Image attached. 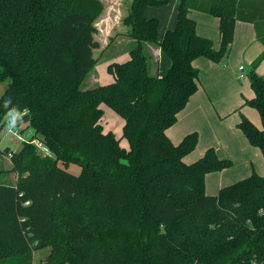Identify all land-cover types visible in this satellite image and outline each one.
Returning a JSON list of instances; mask_svg holds the SVG:
<instances>
[{
  "label": "trees",
  "instance_id": "1",
  "mask_svg": "<svg viewBox=\"0 0 264 264\" xmlns=\"http://www.w3.org/2000/svg\"><path fill=\"white\" fill-rule=\"evenodd\" d=\"M237 1L180 0L175 26L158 41V19L144 11L168 0H130L119 18L135 40L129 59L107 65L112 82L83 89L97 62L103 2L0 0V81L9 80L0 121L25 112L33 130L9 151L15 183H0V264H33L42 248L49 250L38 264H264V175L253 171L209 195L205 174L232 161L210 147L185 163L197 132L178 144L165 133L198 88L192 60L227 54ZM192 7L218 17L219 49L196 34ZM146 42L170 59L164 73H150ZM263 56L247 72L254 96L245 100L261 128L245 116L238 127L264 157V76L255 71ZM102 103L123 119L128 148L103 130Z\"/></svg>",
  "mask_w": 264,
  "mask_h": 264
},
{
  "label": "crops",
  "instance_id": "2",
  "mask_svg": "<svg viewBox=\"0 0 264 264\" xmlns=\"http://www.w3.org/2000/svg\"><path fill=\"white\" fill-rule=\"evenodd\" d=\"M101 1L108 3L104 6L103 13L98 20L100 30L106 28V32L102 34V39L98 38L102 52L94 67L85 76V78L91 77L90 84H87L85 89L112 82L114 76L107 71V65L110 62H124L129 59V48L135 42L128 35L119 33L114 37L112 44L116 49L112 50L106 43L101 44L107 41L115 28L124 30L119 20L122 1ZM199 1L204 5L209 0ZM179 3L180 0H168L163 5L146 6L145 16L158 19V41L166 30L175 26ZM188 17L195 21L196 34L210 39L212 47L219 49L221 39L218 17L193 7L189 8ZM145 44L151 61L150 73L154 75L164 73L170 65V59L161 51L157 43L146 42ZM263 52L264 0H238L234 36L227 54L220 61H213L205 56H198L192 60V65L198 70V88L177 113L176 121L165 130L173 144H178L187 133L197 132L198 140L195 147L182 158L185 163L194 162L210 147L215 150L218 157L232 161L230 167L205 174V192L209 195H215L221 187L242 179L253 171L264 175V165L259 162V168L256 167V162L260 160L257 147L248 142L238 127L241 116H245L256 127L261 128L257 110L254 111L252 106L245 103V100L254 96L247 72ZM239 65H243L242 71L239 70ZM255 71L264 76V56L257 62ZM240 72H243L247 78L246 86L243 83L245 77H238ZM80 86L82 88V83ZM113 112L112 109H108L110 117L119 121L121 128L114 129L112 122L108 121L102 127L105 132L114 130L120 135L124 121ZM3 158L7 157L0 153V181H2L0 183L14 184L16 173L10 171L11 161L9 158L6 159L8 160L6 166ZM4 176L8 177L10 183L4 182Z\"/></svg>",
  "mask_w": 264,
  "mask_h": 264
},
{
  "label": "rangeland",
  "instance_id": "3",
  "mask_svg": "<svg viewBox=\"0 0 264 264\" xmlns=\"http://www.w3.org/2000/svg\"><path fill=\"white\" fill-rule=\"evenodd\" d=\"M121 1H122V3H121V9H122L121 15H124L128 0H121ZM103 4H104V6L108 5V3L106 1ZM120 18H122V16ZM105 30H106V28L105 29L102 28L101 31H98V33L96 34V37L102 39V34L106 32ZM121 30L119 28H115L112 31V33L110 34L109 38H107V41H105L101 44L104 45V43H106L107 46H110L112 48V50L116 49L115 46H112L113 39L116 36V34H119V33L124 34V30H122V31ZM107 46H105V48H107ZM100 47L94 51V56L97 57V59L100 57L101 52H102ZM105 58H107V57H105ZM245 78H246V76H245ZM245 78H244L243 83L246 86L247 85V82H246L247 78L246 79ZM8 81H9L8 79H6L5 81H0V95L2 94V92H3L4 88L6 87ZM90 81H91L90 76L85 78V80L82 82V88H84L87 84H90ZM100 107L103 110V115H102V118L100 120L101 125L103 126L105 124V122L108 121L109 123L112 122V126L114 129H117L118 127L121 128V124L119 123V121L113 120L110 117V114L108 113V109L110 110L111 108H109L107 105H105L103 103L100 104ZM253 109H254V111H256L255 108H253ZM113 113L117 116V114L115 112H113ZM24 114H25V112L13 111V112L6 114L5 117L2 119V121H0V149H1L0 153L4 154L7 157V158H3V161L5 163L4 165H6V166H7V162H8V160H6V159H8L10 157L9 151H17L19 149V147L21 146V142L23 140H28L32 136L33 130L27 126V122H23L21 120V116H23ZM117 117H119V116H117ZM15 130L20 135L19 137L12 133V131H15ZM112 132L114 133L115 137L116 136H118L117 138L121 137V134L118 135V133H116V131L112 130ZM33 141H36V140H33ZM120 145L122 147H124V145H126V148H128V145H127L125 138H120ZM46 149L49 151L48 148H46ZM256 149H257L258 156H259L260 160L258 159V161L256 162L257 164L256 163H254V164H256V167L259 168V162L262 163V165H264V158L261 154L260 149L258 147ZM38 151L42 154L53 156L50 151H49V154H47L48 152L46 153L44 151V149L38 148ZM9 160H10V158H9ZM58 164L61 167L66 166L61 161H58ZM254 164H253V166H254ZM65 168L67 171H69L70 173H72L74 175L79 174V172L81 170L80 165H78L76 163H69L67 165V167H65ZM3 180L6 183H10V180L8 179L7 176H4ZM0 182H2V181H0ZM48 250H49V248H42V249L33 251L32 252V263L38 264L40 261H42L45 258V256L47 255Z\"/></svg>",
  "mask_w": 264,
  "mask_h": 264
},
{
  "label": "built area",
  "instance_id": "4",
  "mask_svg": "<svg viewBox=\"0 0 264 264\" xmlns=\"http://www.w3.org/2000/svg\"><path fill=\"white\" fill-rule=\"evenodd\" d=\"M243 65H239V70L240 71H242L243 70ZM238 77L239 78H243V77H245V74L243 73V72H240L239 74H238ZM12 133L13 134H15V135H17L18 137L20 136L17 132H16V130L15 131H12ZM34 143H35V145L38 147V148H40V149H44V151L47 153V154H49V151L46 149V147H44L43 145H42V143L40 142V141H33Z\"/></svg>",
  "mask_w": 264,
  "mask_h": 264
},
{
  "label": "water",
  "instance_id": "5",
  "mask_svg": "<svg viewBox=\"0 0 264 264\" xmlns=\"http://www.w3.org/2000/svg\"><path fill=\"white\" fill-rule=\"evenodd\" d=\"M28 118H29V115L27 113H25L23 116H21V120L23 122H27L28 121Z\"/></svg>",
  "mask_w": 264,
  "mask_h": 264
}]
</instances>
